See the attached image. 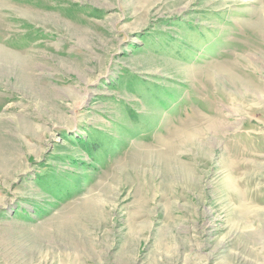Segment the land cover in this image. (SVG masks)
I'll return each mask as SVG.
<instances>
[{
    "label": "rangeland",
    "instance_id": "374dc122",
    "mask_svg": "<svg viewBox=\"0 0 264 264\" xmlns=\"http://www.w3.org/2000/svg\"><path fill=\"white\" fill-rule=\"evenodd\" d=\"M0 264H264V0H0Z\"/></svg>",
    "mask_w": 264,
    "mask_h": 264
}]
</instances>
